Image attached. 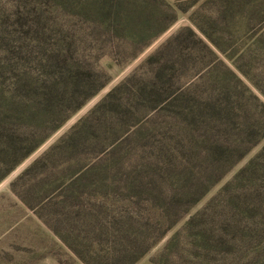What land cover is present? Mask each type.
I'll list each match as a JSON object with an SVG mask.
<instances>
[{"label": "rangeland", "instance_id": "1", "mask_svg": "<svg viewBox=\"0 0 264 264\" xmlns=\"http://www.w3.org/2000/svg\"><path fill=\"white\" fill-rule=\"evenodd\" d=\"M205 1L182 0L184 10L167 29L155 36L168 14L138 36L151 21L139 13L154 7L152 0H0V102L10 97L17 75L46 76L50 69H41L40 61L56 43L71 45L73 58L94 71L86 93L105 81L0 180V264H264V0L220 1L231 13L214 21L206 17L219 3L203 6ZM117 6L130 10L121 18L127 27L106 32ZM182 28L212 55L207 49L193 53L197 58L184 72L202 75L174 80V86L184 90L195 83L202 96L215 89L204 101L244 104L246 122L234 110L224 122L215 118L216 130L243 154L231 155L228 168L211 165L206 143L191 149L177 136L179 118L158 108L135 113V102L128 101L124 109L134 113L124 114L112 130H95L76 157H53L54 169L17 181L15 190L32 206L24 205L10 183ZM185 37L182 45L192 49L196 39ZM213 57L218 66L205 68ZM245 91L252 102L240 96ZM14 108L18 123L34 121L30 114L36 111L24 104ZM152 163L166 168L163 178L148 188L134 186L156 193H138L130 183Z\"/></svg>", "mask_w": 264, "mask_h": 264}, {"label": "trees", "instance_id": "2", "mask_svg": "<svg viewBox=\"0 0 264 264\" xmlns=\"http://www.w3.org/2000/svg\"><path fill=\"white\" fill-rule=\"evenodd\" d=\"M152 1L156 5L148 8L149 11L145 7H140L141 12L139 15L149 16L151 21L144 26L142 25V29L138 34L137 32L135 33L138 36L148 34L149 29L153 26V22L156 20L163 21V18L168 14L169 17L156 30L155 36L160 34L175 20L177 11L184 10L178 4L182 0ZM220 1L224 0H206L204 2L203 6L214 2L219 3L215 14L206 17L207 21H214L217 18L221 20L228 11L231 13L232 8L225 3L221 4ZM113 9L116 13V21L105 26V31L109 32L111 29L117 27L125 30L127 26H125V29L122 27L121 18L127 15V11L130 10L119 6ZM98 29L97 26H93V30L99 32ZM184 35L186 36L185 39H188V37L196 39L197 42L192 49L182 45ZM207 37L211 41V38ZM173 43L174 45L172 46ZM55 46L57 47L55 51L47 56L44 54L40 61L41 69H50L46 76L42 80H38L31 79L26 73L17 75L16 84L9 91L11 93L10 97L3 98L4 102L2 100L0 102L2 109L0 111V180L14 169L23 158L29 155L50 133L56 130L72 112L78 109L90 96L94 95L105 82L97 84L86 93L85 89L93 81L94 76L92 73L94 71L92 72L84 63H80L73 58L74 54L70 51L71 45L68 44L66 46L65 44L56 43ZM63 46L65 48H62ZM200 49H207L209 54L212 55L206 45L196 38L192 30L188 28L178 30L159 45L120 85L113 88L96 103L67 133L62 135L44 153L33 160L10 183L11 191L18 196L24 205L31 207L32 205L27 204L21 194L15 190L17 181L23 180L24 177L30 175L32 172L34 173L36 170L41 171L40 174H43V171H46L48 168L54 169L57 164H54L56 159L53 157H64L66 155L76 157L78 148L84 146L86 142L96 136L95 130H112L116 123L124 122L122 120L124 114L134 113L128 109H124L128 101L135 102L134 106H132L136 108L135 113L146 115L148 112L158 108L160 111L166 110V113H170L174 118H179L182 124L181 133L177 134L179 138H182L191 149H200L203 143H206L208 146L207 161L214 166L227 164V168L230 167L233 164L229 160L231 155L237 154V157H239L243 152H238L237 148L232 146L233 142L229 140L225 133L221 132V129L220 131L216 130L215 118L219 117L224 122L232 115V111L234 110L235 115L238 118L244 117L246 122L247 116L245 114L248 112L246 106L240 102L226 101L225 103H221L214 100L204 101L201 99L212 97L213 92H216L214 88L210 95L202 96L199 94L195 83H193L192 87L189 86L184 88V90H181L182 87L177 88L174 86L176 85L173 82L174 80L179 81V79L184 77L187 80L191 75L194 78L200 74L202 70L187 74L184 72L189 62L195 61L197 58V55L193 56V53L196 54L197 52L198 54ZM215 60L216 58L213 57V60L204 67H209V65L218 66ZM177 63L183 66L182 71H178ZM141 70H145L146 74H140ZM211 70L206 72L205 75L211 72ZM140 76L142 77L140 78ZM117 92L120 94H117ZM225 96L229 97V94L225 93ZM240 96L246 98L249 103L254 99L246 91L243 95L240 93ZM80 97L81 99L76 102V99ZM74 102L75 105L72 106ZM14 104H24L28 111H36L30 114V118L34 121L31 124H22L15 121L10 112V110H15ZM45 125H50V127L43 134L36 136L37 130L40 128L44 129ZM106 131L103 130L104 133ZM218 132L219 136H217ZM164 136L166 137L165 132ZM106 148L107 145L102 146L103 151ZM185 164H188V162L186 161ZM165 169V167L152 163L147 171L137 175L138 179H133V182L130 183L131 188H134L135 185L137 187L148 188L158 184V180L163 178L162 171ZM167 171H170V169H167ZM134 189L138 193H156L138 188ZM153 189L154 187L150 188V190ZM131 245L133 244L131 243Z\"/></svg>", "mask_w": 264, "mask_h": 264}]
</instances>
